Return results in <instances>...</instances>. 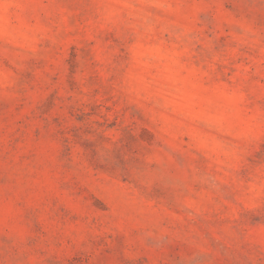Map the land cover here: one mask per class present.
Listing matches in <instances>:
<instances>
[{
  "label": "rangeland",
  "instance_id": "obj_1",
  "mask_svg": "<svg viewBox=\"0 0 264 264\" xmlns=\"http://www.w3.org/2000/svg\"><path fill=\"white\" fill-rule=\"evenodd\" d=\"M0 264H264V0H0Z\"/></svg>",
  "mask_w": 264,
  "mask_h": 264
}]
</instances>
